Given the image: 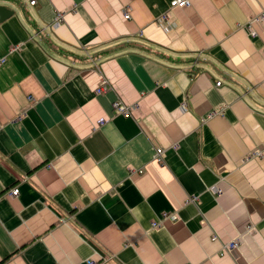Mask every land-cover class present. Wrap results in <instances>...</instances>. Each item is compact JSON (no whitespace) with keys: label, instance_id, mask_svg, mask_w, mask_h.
<instances>
[{"label":"crops","instance_id":"obj_1","mask_svg":"<svg viewBox=\"0 0 264 264\" xmlns=\"http://www.w3.org/2000/svg\"><path fill=\"white\" fill-rule=\"evenodd\" d=\"M170 1L0 0V264H264V0Z\"/></svg>","mask_w":264,"mask_h":264},{"label":"built area","instance_id":"obj_2","mask_svg":"<svg viewBox=\"0 0 264 264\" xmlns=\"http://www.w3.org/2000/svg\"><path fill=\"white\" fill-rule=\"evenodd\" d=\"M31 4H34V0H31L30 2ZM190 4L189 0H171L169 3L170 8H175V7H186ZM124 18L128 19L130 18V13H129V8L127 7L125 9L124 12ZM63 20V15L61 12H56L54 18H53V23L54 24H58L60 22H62ZM264 20V10H262L260 13L252 16L251 18L248 19L247 22H245L242 27H245L249 30V34L251 37H256L257 35V31L254 28V22H261ZM156 24L162 26L165 30H169L171 29V27L173 26V23L170 22L168 20V16L166 13L161 14L160 16H158L156 18ZM20 49L19 45L16 46H12L10 47L9 51L13 52V51H17ZM6 60L5 56H1L0 57V65H2L4 63V61ZM221 84L220 81L216 82V85L219 86ZM109 88V82L107 79L105 78H101L99 81V84L97 85L96 88V92L97 93H102L104 91H106ZM112 107L113 110L116 114H121L124 116H129L132 113V106L125 104L123 101H121L120 99L115 100L112 103ZM220 111H212L208 114V117H211L213 114H219ZM162 154H163V148H155V152L153 154V159L157 160V161H161L162 160ZM261 156V151L256 149L252 152H250L249 154H247V156L245 157L246 159H250V158H255V157H260ZM139 172H141V170H139ZM19 189L18 187H13L11 189H9L8 194L12 197H15L18 195ZM198 200L197 197H190L187 201L188 202H196ZM176 217V212H163L157 219H154L151 222V227L152 228H158L159 226L162 225V223L165 220H173ZM213 238H216V236H213ZM238 247V240H231L228 242H223L222 243V247H221V255L225 254V253H229V252H234ZM87 264H95V261L93 259H89L86 262Z\"/></svg>","mask_w":264,"mask_h":264}]
</instances>
